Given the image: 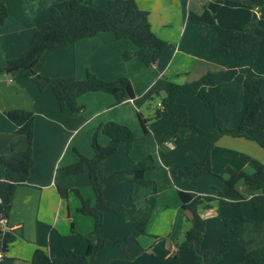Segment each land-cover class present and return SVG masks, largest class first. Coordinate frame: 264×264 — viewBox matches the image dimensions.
Listing matches in <instances>:
<instances>
[{
  "label": "crops",
  "instance_id": "0c3cea01",
  "mask_svg": "<svg viewBox=\"0 0 264 264\" xmlns=\"http://www.w3.org/2000/svg\"><path fill=\"white\" fill-rule=\"evenodd\" d=\"M1 1L8 10L6 20L0 25V68H3L8 60L26 50L33 33L48 20L49 5L61 0ZM77 1L103 8L109 0ZM135 1L138 7L149 12L152 31L167 44L152 66L142 64L137 58L124 60L123 51L133 50V43L116 39L112 32L104 31L62 49L44 52L42 63L35 67L38 74L50 77L83 79L88 72L109 81L126 77L132 85L133 98L116 104L110 93H84L77 98V104L82 107L80 112L72 115L68 108L60 109L49 87L38 88L30 74L19 72L13 77H9L11 72L0 74V154L4 159H10L13 150L22 151L27 146L25 136L16 132L6 112L24 109L34 114V164L27 180L14 188L4 223L5 231L14 235V241L4 251L0 264H32V254L37 248L52 259L63 257L65 250L77 254L91 250L92 243L96 242L92 233L94 218L79 211L82 200L90 204L95 202L88 169L84 165L80 173L68 174L64 167L77 162L79 155L93 156L92 135L106 122L127 126L135 140L129 153L121 142L114 155L100 161L97 175L130 169L143 162L146 165L144 178L149 184L122 181L103 188V198L122 205L124 210L104 215L100 235L105 239L123 237L141 220L145 221L146 233L131 242L132 258L126 259L117 244L107 243L96 251L92 264L132 261L133 254L143 250L140 242L143 235L149 234L147 225L151 221L175 224L186 212L190 219V212L181 206L178 191L215 197L216 188L218 191L226 188L219 175L224 168L244 172L253 171L256 166L264 168V149L255 141L229 135L214 140L212 134L200 135L188 128H180L176 135H169L171 123L168 119H151L161 98L156 94L169 82L189 85L207 72L235 70L232 75L222 74L216 79L226 103L217 106L215 113L225 127H236L249 100V93L242 87L243 79L246 75L264 77V7L253 8L242 2L222 0ZM252 22L256 25L253 31L260 35L258 52L253 59L220 57L212 52L211 38L216 25L248 30ZM261 92L264 95V85ZM175 102L186 107L190 123L203 129L212 128L214 113L202 102L197 91L181 92ZM142 119H148L146 132L142 129ZM177 136L180 144L176 143ZM109 140L107 135L98 132L97 141L101 146H106ZM211 142V173L182 176L181 169L202 159ZM4 176L5 168L0 165V179ZM60 187L67 190L65 196L60 194ZM218 200L205 201L198 207L206 222L220 216ZM237 200V196L224 199L228 202L227 212H233L229 211L232 208L229 202ZM215 208L217 212L213 211ZM222 216L224 220L233 215ZM227 233L224 228L220 229V238ZM144 246L150 251L153 245L148 240ZM169 248L163 255L165 263L174 254L172 246Z\"/></svg>",
  "mask_w": 264,
  "mask_h": 264
},
{
  "label": "trees",
  "instance_id": "16d2710c",
  "mask_svg": "<svg viewBox=\"0 0 264 264\" xmlns=\"http://www.w3.org/2000/svg\"><path fill=\"white\" fill-rule=\"evenodd\" d=\"M242 2L253 8L264 7V0H222ZM8 10L0 0V25L4 23ZM255 23L250 24L248 30H235L232 28L216 25L211 38V49L216 56L232 59H253L260 45V35L253 31ZM110 31L116 39H127L135 48L122 53L124 60L137 58L142 64L150 67L163 54L166 49V41L158 37L151 28L149 12L141 9L135 0H109L105 7L95 8L85 5L77 0H61L48 7V20L32 35L28 47L18 57L10 59L0 74L6 69L19 67L11 71L12 74L27 72L30 74L38 88L49 87L54 93L60 109L68 108L70 114L80 112L81 106L77 104V98L88 92L102 91L110 93L116 99V104L133 98V89L126 77H119L109 81L101 79L88 72L83 79L74 76H43L35 71V67L42 63L41 56L47 51H56L74 42L94 36L100 32ZM30 65L26 68L25 66ZM235 70L207 72L194 83L176 84L169 82L164 89L156 95L161 96V107H156L153 119H168L171 123L169 135H176L180 128H188L193 133L200 135H213L217 139L221 135L243 137L255 141L264 149V95L261 87L264 85V77L246 75L242 87L249 93V100L243 110L239 124L234 128L224 126L222 120L216 115V107L226 103V97L216 84L219 75H232ZM197 91L202 102L214 113V123L211 129H203L188 120V112L184 105L175 102L176 96L181 92ZM7 118L16 126V132L25 136L27 146L22 151L13 150L10 159H4L0 154V165L5 168V176L0 179V219L7 218L12 194L17 184L24 183L34 164L32 142L34 135V114L24 109H10L6 112ZM142 119V129H146V121ZM101 132L108 136L109 143L101 146L97 141V134ZM178 137V136H177ZM135 136L125 125L114 121L102 124L91 138L93 156L87 158L79 155V160L64 167L68 174H77L83 170L84 165L88 169V176L95 194L94 204L82 200L79 211L94 218L92 233L96 236V242L92 243L88 253L77 254L71 250H65L63 257L52 259L44 250L37 248L32 254V264H72L82 262L92 264L94 255L103 245L117 244L120 246L126 259L132 258L131 242L137 236L146 233L145 221L141 220L131 232L123 237L105 239L100 235L102 221L105 214L122 212V205L106 200L102 196L105 186L114 185L122 181L149 184L144 178L146 165L143 162L136 163L130 169H117L109 171L101 176L97 175V166L100 161L114 155L121 142L126 145L129 153ZM214 142V141H213ZM210 143L204 157L184 166L181 173L184 177L201 176L211 173L210 151L213 147ZM176 143L180 144L178 137ZM14 148V145H12ZM224 179L225 190L217 191L216 196L201 195L193 192L178 191L181 206L190 212L191 227L185 231L181 245L195 251L200 257V264H219L228 252L229 241L221 239L217 244L202 249L201 242L205 235L206 219L198 212V207L203 202H210L220 198L227 199L241 195L236 188L242 181L248 194V200L255 211L264 210V168L256 166L251 173L226 167L219 174ZM59 192L65 196L67 190L60 187ZM149 200L153 203V197ZM223 223L228 231L241 240L242 256L240 264H264V245L256 248L248 246L249 241L244 238L246 219L225 218ZM14 241V235L10 231L0 229V250L6 251ZM165 264H180V260L174 253Z\"/></svg>",
  "mask_w": 264,
  "mask_h": 264
},
{
  "label": "rangeland",
  "instance_id": "374dc122",
  "mask_svg": "<svg viewBox=\"0 0 264 264\" xmlns=\"http://www.w3.org/2000/svg\"><path fill=\"white\" fill-rule=\"evenodd\" d=\"M13 76L14 74L10 73L9 77ZM0 78L2 79V77ZM151 119H153V116ZM251 171V169H247V172ZM236 188L238 189L239 193L245 197L244 200H239L240 195L238 194L237 201L229 202L232 203V208L229 209V211L233 212H227V208L225 206L228 204V202H224V199L220 198L217 202V208L219 212H217V208L213 210L219 213L220 216L206 222L205 235L201 242V248L206 249L217 244L221 239H226L229 241L228 252L224 255L219 264H240L242 256L241 240L236 235L227 230L223 223L222 215H233L231 217L245 218L247 223L244 238L246 241H249L248 246L250 245V248H256L258 246L264 245V210L255 211L252 209L251 203L248 201V194L244 189L242 181L238 182ZM216 191H218L217 188ZM246 208H248L247 211ZM147 227L150 232L148 235H143L144 239L142 242H140V244L143 246V250H137L136 253L133 254V260L125 262L124 264H165L163 255L168 250H170L169 246H172L171 250L173 253H176L179 256L181 264H200L199 255L195 251L184 248L181 245L185 231L191 227L188 212H186V216H184L183 219L178 223L174 224L169 221H165L155 224L151 221ZM222 228L227 230L228 233L227 236H222L220 238L219 231L220 229L222 230ZM148 240L150 241V245H153L150 251L146 249L147 246H144Z\"/></svg>",
  "mask_w": 264,
  "mask_h": 264
},
{
  "label": "built area",
  "instance_id": "2783aa9c",
  "mask_svg": "<svg viewBox=\"0 0 264 264\" xmlns=\"http://www.w3.org/2000/svg\"><path fill=\"white\" fill-rule=\"evenodd\" d=\"M158 106L161 107V104L158 103ZM5 220H6L5 218L0 219V229L3 231L6 230V228L4 226ZM3 255H4V251L0 250V259L3 257Z\"/></svg>",
  "mask_w": 264,
  "mask_h": 264
},
{
  "label": "water",
  "instance_id": "95a60500",
  "mask_svg": "<svg viewBox=\"0 0 264 264\" xmlns=\"http://www.w3.org/2000/svg\"><path fill=\"white\" fill-rule=\"evenodd\" d=\"M30 65H31V64H29V65H27V66H25V67L28 68V67H30ZM18 68H19L18 66H17V67H13V68H8V69L5 70V72H6V73H9V72H11V71L17 70Z\"/></svg>",
  "mask_w": 264,
  "mask_h": 264
}]
</instances>
